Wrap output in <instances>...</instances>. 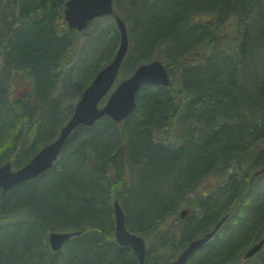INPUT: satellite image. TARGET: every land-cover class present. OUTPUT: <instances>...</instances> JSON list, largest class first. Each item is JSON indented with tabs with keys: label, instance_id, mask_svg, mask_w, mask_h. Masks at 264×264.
Returning <instances> with one entry per match:
<instances>
[{
	"label": "trees",
	"instance_id": "16d2710c",
	"mask_svg": "<svg viewBox=\"0 0 264 264\" xmlns=\"http://www.w3.org/2000/svg\"><path fill=\"white\" fill-rule=\"evenodd\" d=\"M64 1L0 2V164L26 163L72 112L54 95L75 33L61 20ZM126 2L120 76L162 59L170 85L143 86L119 123L77 126L50 169L0 191V264H137L114 240V200L127 229L149 241L145 264L170 263L224 216L186 264H264V243L243 258L264 236V173L251 178L264 166V0ZM106 30L101 67L120 37L114 24ZM93 77L79 89L75 80L76 93ZM19 78L30 86L22 95L11 91ZM51 232L74 235L55 251Z\"/></svg>",
	"mask_w": 264,
	"mask_h": 264
},
{
	"label": "water",
	"instance_id": "95a60500",
	"mask_svg": "<svg viewBox=\"0 0 264 264\" xmlns=\"http://www.w3.org/2000/svg\"><path fill=\"white\" fill-rule=\"evenodd\" d=\"M114 12L112 0H68L64 9L65 19L69 29L83 30L96 17ZM120 42L113 59L97 72L91 83L82 91L76 102L69 120L60 128L58 136L40 148L34 156L21 167L12 170L11 163L0 166V190L4 194L20 182L32 179L48 168L56 160L67 137L79 124L91 126L96 120L107 114L114 121H121L136 107L137 91L144 85L167 86L170 83L168 73L163 63L154 59L137 66L135 71L122 80L107 97L104 105L99 102L113 85L121 62L128 49L127 30L123 21L116 17ZM264 173V166L254 172L253 177ZM115 227L114 238L121 246H130L137 257V264H144L146 254L145 240L125 226L124 213L117 201L114 203ZM188 213L187 209L180 212V217ZM226 216L221 218L214 228L203 236L193 239L181 251L175 260L169 264H186L189 258L207 243L224 223ZM71 232H51L48 236L50 247L57 251L71 238ZM264 243V237L244 254L249 258L257 253Z\"/></svg>",
	"mask_w": 264,
	"mask_h": 264
},
{
	"label": "rangeland",
	"instance_id": "374dc122",
	"mask_svg": "<svg viewBox=\"0 0 264 264\" xmlns=\"http://www.w3.org/2000/svg\"><path fill=\"white\" fill-rule=\"evenodd\" d=\"M121 1V0H120ZM118 4V0H114L115 11H117V7L119 8L118 15L121 18L126 16V13L121 9L124 7H128L126 0H122V3ZM1 3H5L6 0H0ZM61 20L62 18V10L59 9ZM65 24V23H64ZM115 24L114 19L112 16H105L94 19L89 26L79 32L78 34H70V38L74 40L72 43L73 46L70 49L69 61L64 64V73L61 75V82L58 83L57 88L54 91V95L61 97L62 100V108H66L67 110L73 109L75 103L79 99V95L82 90L76 93L75 89L81 88L84 84L88 83L90 79L93 77L94 73L100 69L101 65L104 63V58L107 54L110 53V40L108 41L107 38L109 35L107 34V28L110 25ZM127 25V24H126ZM128 27V26H127ZM105 33L107 36H105ZM106 38V39H105ZM0 44H5L3 39L0 40ZM3 41V42H2ZM103 57V58H102ZM162 61V59H160ZM84 65V69L81 73L82 66ZM69 72V73H67ZM72 72L71 77H67V74ZM124 78V77H122ZM178 76L174 73L173 79L177 82ZM121 79V76H120ZM19 82L13 83V88L11 91L13 93H19L22 95L23 93L29 90V84H24L22 80L19 78ZM77 82L76 87L73 88L74 82ZM72 83V84H71ZM63 90V94L62 93ZM61 94V95H60ZM67 113V112H65ZM230 171V169H229ZM217 180L212 178L205 184L199 187V190L202 189L203 192L208 191L211 187L217 185ZM149 241H147L146 245H148Z\"/></svg>",
	"mask_w": 264,
	"mask_h": 264
},
{
	"label": "bare ground",
	"instance_id": "6f19581e",
	"mask_svg": "<svg viewBox=\"0 0 264 264\" xmlns=\"http://www.w3.org/2000/svg\"><path fill=\"white\" fill-rule=\"evenodd\" d=\"M0 46H1V44H0ZM14 68H15V66H14ZM172 71L175 73V72H178V69L176 68V67H174L173 69H172ZM177 83H179V82H177ZM59 133V132H58ZM58 136V134L52 139V140H54L56 137ZM51 140V141H52ZM51 141H49V142H51Z\"/></svg>",
	"mask_w": 264,
	"mask_h": 264
},
{
	"label": "flooded vegetation",
	"instance_id": "af4514ba",
	"mask_svg": "<svg viewBox=\"0 0 264 264\" xmlns=\"http://www.w3.org/2000/svg\"><path fill=\"white\" fill-rule=\"evenodd\" d=\"M18 3H19V1H17ZM2 4H4V3H2Z\"/></svg>",
	"mask_w": 264,
	"mask_h": 264
}]
</instances>
